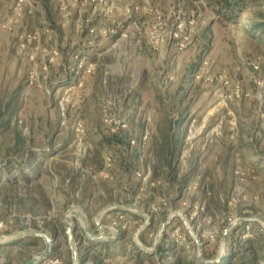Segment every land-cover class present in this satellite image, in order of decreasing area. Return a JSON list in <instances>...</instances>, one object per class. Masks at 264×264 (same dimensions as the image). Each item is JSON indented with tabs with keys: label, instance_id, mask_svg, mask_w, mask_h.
I'll use <instances>...</instances> for the list:
<instances>
[{
	"label": "rangeland",
	"instance_id": "rangeland-1",
	"mask_svg": "<svg viewBox=\"0 0 264 264\" xmlns=\"http://www.w3.org/2000/svg\"><path fill=\"white\" fill-rule=\"evenodd\" d=\"M245 3L228 18L208 0H0V181L39 171L0 182L2 257L38 258L40 231L39 264H93L92 241L117 242L104 263L256 245L264 264V0ZM161 131L178 142L165 167Z\"/></svg>",
	"mask_w": 264,
	"mask_h": 264
},
{
	"label": "trees",
	"instance_id": "trees-1",
	"mask_svg": "<svg viewBox=\"0 0 264 264\" xmlns=\"http://www.w3.org/2000/svg\"><path fill=\"white\" fill-rule=\"evenodd\" d=\"M208 1H209V5L213 8L214 12L217 15L222 16L224 14V16H230L228 18H232L233 14L243 10L246 6V3H245L246 0H208ZM263 17H264V15H263ZM250 24L252 25V27L254 29H260L264 33V19L262 22L251 21ZM160 133H161V143H160L159 148L157 147L158 149L156 150V156H157L158 161L160 162V165L162 167L170 166L172 163V160L174 158V154L178 148V142L172 138V135L170 134L169 131H164V132L161 131ZM106 142H108L109 144H113L112 139H106ZM34 155L35 154L33 152H30L29 157H28L29 167H31V168H33V163L35 162V156ZM38 173H39L38 169L33 168L32 172L29 173L27 175V177H7L6 181H0V182H3V185H5V186H7V185L12 186V185L18 184V180L22 179L25 184H30L35 179H34V177H28V176L37 175ZM60 178L63 179V177H60ZM28 237H30V236H28ZM27 239H31L35 242H38V240H40L39 237H34V236H31L30 238H27ZM27 239L21 238L19 240H16L13 244H22ZM247 241L249 242V244L253 243L252 240H247ZM91 243L96 244L94 246H103V248H104V250L97 252L93 256V259H94L93 264H112V262L104 263V260H106L107 258H111V255L109 253H106V255H103V254H105V252L107 250L108 251L113 250L115 247H117V242H111L109 245H107L105 247H104V245H101V244L97 245L96 241H94V242L92 241ZM255 246L256 245L249 247V253H252L251 255H245L243 253L242 257H240L238 262H237L238 253L236 251H232L229 253L227 258L223 259L220 263H217V264H263L258 257V252L255 249ZM87 251H89V249L85 250V254L81 258L80 264H84L83 262L88 255ZM107 254H109V255L107 256ZM149 255L150 254L147 252H142L141 256L138 258V261H136V263H134V264H142L143 258L152 259V257ZM1 257H2V255H1V251H0V258ZM2 258L5 260L4 261L5 263H3V264H12L13 263L12 259H10L8 257H2ZM184 262H185V260H183L182 257H178L173 264H184ZM192 264H205V263L202 262L201 260L197 259Z\"/></svg>",
	"mask_w": 264,
	"mask_h": 264
},
{
	"label": "water",
	"instance_id": "water-1",
	"mask_svg": "<svg viewBox=\"0 0 264 264\" xmlns=\"http://www.w3.org/2000/svg\"><path fill=\"white\" fill-rule=\"evenodd\" d=\"M76 214H77V213H76L75 211H71L70 214H69L68 217H67V222L70 224V226H69V228H68V230H67V233H68V236H69V241H70V243H72V244H73V235H72V232H73V230L75 229V224H74V222H73V218H72V216H76ZM70 215H71V216H70ZM147 221H148V218H147ZM242 221H245V220H242ZM99 227H100L101 229L104 228L102 225H99ZM86 233H87V235L90 237L91 240H100V239H102L101 236H98V237L93 236L92 233H91L90 231H88V230H86ZM139 234H140V233H138L137 238H138ZM27 236H29V235H28V234H22V235H19V236H17V237H14V239H21V238H25V237H27ZM31 236L39 237V238H44V239L46 240V250H45V252L42 253V254H40L38 258H34V259L29 260V261L27 262V264H39L40 261L43 260V259H45L46 256L51 252V248H52V238H51L50 235H48V234H46V233H43V232H40V231H39V232H34V233H32ZM8 240H9V239H8ZM2 243H3V242L0 241V245H1ZM143 250H144L145 252L149 253V251H148L147 249L143 248ZM75 261H76V264H78V256H77L76 252H75Z\"/></svg>",
	"mask_w": 264,
	"mask_h": 264
}]
</instances>
